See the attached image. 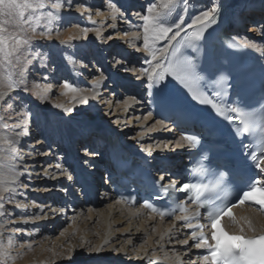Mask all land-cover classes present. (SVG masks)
<instances>
[{"label": "bare ground", "instance_id": "6f19581e", "mask_svg": "<svg viewBox=\"0 0 264 264\" xmlns=\"http://www.w3.org/2000/svg\"><path fill=\"white\" fill-rule=\"evenodd\" d=\"M152 1L64 0V9L56 13L58 18L51 25L52 39L42 38L44 42H37L50 47L60 44V47L69 49L73 54V57L61 59L62 67L51 62L53 57L46 59L50 62L48 65H51L49 78L59 75L72 81L69 83L78 89L83 83L87 88L75 94L76 99L73 100L74 94L65 95L66 90L60 84L58 92L61 98L54 104L45 103L24 89L29 87L32 79L29 75L25 76V83H22L24 88L20 85L19 89L9 94L16 97L19 104H23L24 96H28L31 106L44 121H41L43 127L35 121L26 122L14 117L0 123V178L6 180L0 187V240L9 254L7 264H149L155 261L179 264L177 257H180L182 264H192L193 261L195 264L205 263L198 259V249L192 247L190 230L184 226V221L176 218L168 221L141 206H127L117 201L107 181L106 137L100 126L117 133L136 153L150 155L148 160L152 165L158 162L159 157H167L176 164V160L188 149L187 142L181 141L178 131L170 123L155 118L149 112L146 100L142 98L150 80L141 69L149 67L151 55L143 49V20L139 17L147 14L145 9ZM217 1L176 0L172 20L183 16L184 29L195 15L215 7ZM224 1H229L235 7L231 32L253 45L252 48L264 58V0ZM155 2L158 3V0ZM74 4L76 7L73 8ZM109 5L118 10L115 20L111 18L113 8ZM88 16H91V20ZM83 27L92 29L87 38L79 32V28ZM116 27L123 32L121 36L107 38L106 35ZM58 28L67 29L57 36ZM73 32L77 36L75 40L61 43ZM133 35L139 38H133ZM121 38L126 42L119 41ZM97 43L99 46L95 47ZM90 44L94 45V52L85 63L99 59L104 71L107 70L99 76H91L86 72L98 71L96 66L89 68L86 65L82 68L83 65L76 66L72 62L84 56V46ZM167 45L168 41H159L156 47ZM121 54H126L127 59H118L120 57L117 56ZM105 56L109 66L103 61ZM43 65L37 66L42 69ZM85 69L86 73H82ZM46 77L42 76V79ZM33 81L32 84L35 83ZM109 90L112 96L124 95V101L112 102L111 96L107 99L106 93ZM114 91H118V94L114 95ZM81 96L87 100L86 103L80 102ZM57 104L63 107H56ZM3 107L0 104V109ZM64 108L71 110L66 112ZM157 121H163L167 130ZM17 123L21 125L20 128L14 127ZM25 131L27 134L16 137L17 132ZM39 132L43 133L44 139L31 144L36 148L40 144L49 146L52 143L55 146L44 152L43 156L54 161L47 163L42 170L39 168L41 163L36 161L39 158L35 156L36 150L31 152L33 149L23 146L29 145L28 137ZM12 137L17 141L14 152L6 143ZM149 146L151 154L145 150ZM25 159L30 162L29 169L22 163ZM160 177H163L162 173ZM23 181L28 189L25 193L23 186H19ZM33 184L38 185V188L34 189ZM88 194L93 195V199ZM15 197L19 200L16 203L10 202ZM25 198L34 200L26 204ZM8 204L13 205L10 213H7ZM21 204L25 207L21 208ZM5 215L12 216L3 221ZM243 216L251 219L256 228L255 233L264 231V215L259 211L249 207L237 209V217ZM14 228L20 230L13 232ZM233 230L237 231L235 227ZM57 232L59 236L55 237ZM255 233L247 231V234ZM186 238L189 239L188 245L179 242ZM9 239L13 241L11 247L7 245ZM68 243L78 253L81 248L83 250L76 256H69L71 251H67ZM67 256L63 261L59 259ZM0 264H5L3 258H0Z\"/></svg>", "mask_w": 264, "mask_h": 264}, {"label": "snow or ice", "instance_id": "6c2138e0", "mask_svg": "<svg viewBox=\"0 0 264 264\" xmlns=\"http://www.w3.org/2000/svg\"><path fill=\"white\" fill-rule=\"evenodd\" d=\"M65 7L64 0H0V104L11 108L15 102V97L9 94L20 88L22 83H25V75L28 71L26 66L32 65V60L28 59L31 55L32 39L34 36H41L47 39H52L53 29L52 22L58 17L56 13H60ZM113 8L112 19L115 20L118 15V10ZM176 7V0H158L147 8V14L141 15L139 18L143 20V49L151 55V60L148 61L149 67L141 69L148 80L153 82L163 81L166 76L172 75L177 80L188 87L193 98L197 99L201 104L211 105L216 112L224 116L226 119L235 122L239 121L242 126L237 129V134H249L255 137L259 151L250 153L255 169L259 170V174H264V103L258 107H253L252 110H245L240 106L222 107L216 103L213 98L207 96L203 91L193 87L199 78L195 75V64L183 56L182 49L195 48V41L200 40L204 32L212 24L216 23L218 9L211 7L207 10H202L198 15H195L191 22L187 24V31L182 28L184 17L177 16L173 21V10ZM51 9L54 11H47ZM88 11V9H85ZM91 20V16H88ZM42 21H46L45 31L38 32L37 29ZM94 23V22H93ZM79 27V26H77ZM115 27V25H113ZM92 29L88 27L79 28V32L84 38H87L88 33ZM184 32L183 43L177 41V37H181ZM57 36L61 33L57 32ZM97 35L99 32L97 31ZM77 38L73 32L61 43H68ZM133 38L138 39V36L133 35ZM159 41H168V45L163 48H157L156 44ZM172 42H176L173 44ZM178 45V46H177ZM236 47L237 44L231 45ZM239 46L249 48L253 45L247 41H240ZM171 49L170 58L167 53ZM37 55H39L37 53ZM163 58V62L161 59ZM155 62V63H153ZM17 68L19 71H17ZM8 71L5 73L4 70ZM99 84V81L96 82ZM63 88L66 90L65 95L74 94L72 99H76L75 94L81 92L69 82H64ZM38 97L40 93H36ZM47 93H44L46 97ZM219 95V93H217ZM81 103H86L87 100L81 96ZM63 107L62 105H55ZM71 109L64 108V111ZM229 113L236 114L235 116ZM3 118H0L2 120ZM162 128L167 130V126L163 121H157ZM15 128H20L19 123L14 125ZM7 128V124H5ZM27 134L25 132H17L16 137ZM181 141H186L190 147L195 148L200 144V139L195 135H184ZM16 138H8L6 143L11 150L15 151ZM179 145V142H178ZM151 154V146L145 149ZM201 174L206 173L207 169L203 166L195 169ZM161 180L164 178L161 177ZM6 183L4 178H0V187ZM177 192L187 194L192 192L190 200L195 201V211L189 214V209L186 202L177 203V207L172 211H164L155 207L149 202H145L144 207L150 209L153 213H158L161 218L172 216L176 211L180 215L176 216L177 220L185 221V227L192 229L190 238L193 241L192 247L204 250V254L198 257L205 264H264V231L259 235H247V231L256 232L251 219L247 216L237 217L233 209L238 206L245 205L246 202L259 206L261 211H264V180L260 178L254 179L247 190H241L239 193L233 192L225 184L224 174H220L218 178L209 184H190L184 183L177 188L175 182L166 186ZM236 199L232 203H227L232 200L233 196ZM124 203V201H121ZM2 207V205H0ZM21 208L25 207L20 205ZM202 210L206 215L207 226H210V231L205 232V224L200 223ZM228 218L231 224L237 231L230 232L224 226V220ZM195 220L196 223H192ZM20 229H12L13 232ZM107 243V241H105ZM183 245L189 244V239L179 241ZM8 247L13 245L12 239L7 241ZM7 248L4 247L3 241L0 240V258H3L5 264L8 259ZM179 264H182L180 257L176 258ZM195 264V261L192 262Z\"/></svg>", "mask_w": 264, "mask_h": 264}, {"label": "rangeland", "instance_id": "374dc122", "mask_svg": "<svg viewBox=\"0 0 264 264\" xmlns=\"http://www.w3.org/2000/svg\"><path fill=\"white\" fill-rule=\"evenodd\" d=\"M108 1V0H107ZM111 1V0H110ZM152 2H154V1H152ZM114 4V3H113ZM119 6V5H118ZM74 7H76V4H74L73 5V8ZM116 7H117V5H116ZM118 8V7H117ZM147 9H145V11H146ZM45 12H47V11H49V9H45L44 10ZM47 22L46 21H42L41 22V24H40V26L38 27V29H37V31L38 32H40V31H45L46 29H45V24H46ZM53 23V22H52ZM65 29H67V28H58V31L57 32H62L63 30H65ZM121 30H120V28H115V30L114 31H112V32H110V33H108V35H106V37L107 38H111V37H114V36H121V33H123V32H120ZM45 39L44 37H41V36H39V35H37V36H34L33 37V39H32V47H31V55H29L28 56V59H31L33 62H32V65H29V66H26L27 68H28V71H27V73H26V75L25 76H29V75H31V77H32V79H30V84H29V87H25L24 88V85L23 84H21V85H23L22 87L24 88V89H27L26 90V92L27 93H31V96H33V97H36V98H39V99H41V100H43V101H45V103H51V104H54V103H56V101H58L60 98H61V94L58 92V90H59V88H58V86H60V84H64V82H72V81H69V79H65V78H63V77H60L59 75H58V77H55V78H53V79H51V78H49L50 77V75H49V71H50V67H51V65H48L50 62H47L48 60H46V59H49V58H54L51 62H56V63H58V65L60 66V67H62V63H63V60H61V59H68V58H70V57H73L72 55V52H70V50L69 49H64V48H62V47H60L59 45L60 44H55V45H52L51 47L50 46H47V45H44V46H42V43H37V42H41V41H43V39ZM122 41V42H126L124 39H119V41ZM45 41V40H44ZM43 41V42H44ZM41 45V46H40ZM93 44H90V45H88V46H84V49L86 50V54L84 55V56H82V57H77V55H75L74 56V58H76L77 57V59L76 60H74V61H72V62H74V64L77 66V65H83L82 66V68H84L86 65H88L87 67H89V68H91V66L94 68L95 66L97 67V68H99V70L97 71V69H95L94 71H86V69L85 70H82V73H88V74H91V76H96V75H100L101 73H103V72H105V71H107L106 69H105V71H104V66H103V64H101L102 62L101 61H99V59H97V58H95V61L96 62H94V61H92V63L91 62H89L88 64H86L85 63V60H87L88 58L87 57H90V56H92L91 54L94 52L93 50H94V48H92L93 46H92ZM99 45H98V43L95 45V47H98ZM86 47V48H85ZM89 47V48H88ZM98 49V48H97ZM130 50V49H129ZM90 53H89V52ZM93 51V52H92ZM37 53L39 54V55H37ZM105 53V52H104ZM69 54V55H68ZM72 54V55H71ZM90 55V56H89ZM118 57H120V58H118ZM122 57V58H121ZM80 58V59H79ZM117 58L118 59H122V60H126L127 59V55L126 54H121V55H119V56H117ZM44 60H46V61H44ZM106 60H108L107 58H106V56H105V58L103 57V61H106ZM43 61H44V63H43ZM107 62V61H106ZM41 64H44L43 65V68L42 69H40V65ZM107 64H108V62H107ZM37 65H39V66H37ZM99 65V66H98ZM108 66H109V64H108ZM111 66V65H110ZM38 67V68H37ZM62 69V68H61ZM8 70L7 69H5L4 70V72L6 73ZM17 71H19V69L17 68ZM84 71H86V72H84ZM42 76H47L46 78H44V79H42ZM66 78H68V77H66ZM34 80V81H33ZM36 80H37V82H36ZM26 81H28V80H26ZM31 81H33V82H35L34 84H32L31 83ZM81 83H83V82H81ZM128 85H130V84H128ZM127 85V86H128ZM89 87V86H88ZM130 87V86H129ZM87 87L86 86H84V83H83V85L82 84H80V86H79V89L80 90H82V89H86ZM47 93V95H46V97L44 96V93ZM125 92V91H124ZM36 93H40L41 94V96L40 97H38L37 95H36ZM114 93V95H116V94H118V91H114L113 92ZM126 93V92H125ZM27 95V94H26ZM108 96L110 97L111 96V98H110V100L113 102V101H120V102H123L124 101V99H125V96L123 97L122 96V94H120V95H118V96H112V91H110L109 90V92H107L106 93V98L108 99ZM16 98V97H15ZM23 100V99H22ZM11 104H12V107L11 108H8V107H3V108H1L0 109V118H3L2 120H0V123H1V121H4V120H6V119H8V120H12V118L14 117V119H20V120H25L26 122H34L35 121V123L37 122V123H39V124H41V121H44V118L43 117H41V115L39 114V112L38 111H35V109H33V107L31 106V101L29 100V98H28V96H24V100H23V104H19V103H17L16 102V100H15V102L14 103H12V102H10ZM116 108H114L113 109V111L115 110ZM20 115H23V116H20ZM41 126H42V124H41ZM0 127H1V124H0ZM43 127V126H42ZM108 127V126H107ZM42 134L43 133H41V132H39V134H36V135H33L32 137H28L27 138V144L29 143V145H23L25 148H28V149H33V150H30L31 152L32 151H34V150H36L34 153L36 154L35 156H39V158H37V163H41V165L39 166V168L42 170V169H44L45 168V166H46V164L47 163H50V162H52V161H54V160H52V158L50 159V158H46L45 156H43V154H44V152L45 151H47V150H52L55 146L51 143V144H49V146H47V145H37L38 146V148H36V146H34L33 144H31V143H38V142H40L42 139H44V135L42 136ZM34 141V142H33ZM31 144V145H30ZM23 156H25V154L23 153ZM29 157L31 156V155H28ZM34 156V158H36ZM55 156H59V155H55ZM45 157V158H44ZM58 158V157H57ZM56 160V159H55ZM25 166H26V168H30L29 166H28V163H30L28 160H26L25 159V161H23L22 162ZM27 164V165H26ZM31 165V164H30ZM36 169V168H35ZM37 169H38V167H37ZM32 170V169H31ZM26 184L24 183V181L23 182H21V184H19V186L20 187H22L23 189V192L25 193V191H28V189L26 188V186H25ZM34 185V184H33ZM38 188V185H34V189H37ZM91 193V192H90ZM93 194V193H92ZM89 196H90V198L91 199H93V195H90V194H88ZM8 198H6L5 199V201L7 202L8 200H7ZM27 199V200H26ZM19 200V198L18 197H15V198H12L11 199V201L10 202H13V203H16L17 201ZM31 200V201H30ZM33 198H25V201L27 202L26 204H30L31 202H33ZM44 201H46L47 199H43ZM8 206V210H7V213L9 212L10 213V211H11V209H12V206L13 205H10V204H8L7 205ZM29 211H31V210H29ZM12 215H5L3 218H2V220L4 221V220H6L8 217H11ZM59 236V233L57 232L56 234H55V237H58ZM69 244V243H68ZM83 249L81 248L79 251V253H78V251H75L74 249L72 250V244L70 243L69 245H68V249H67V251H71L70 252V255L69 256H71V255H75L76 256V254L78 253V254H80L81 253V251H82ZM68 253V252H67ZM69 256H67V257H60L59 259L61 260V261H63V260H65V259H67Z\"/></svg>", "mask_w": 264, "mask_h": 264}, {"label": "water", "instance_id": "95a60500", "mask_svg": "<svg viewBox=\"0 0 264 264\" xmlns=\"http://www.w3.org/2000/svg\"><path fill=\"white\" fill-rule=\"evenodd\" d=\"M111 133H113L111 130H110Z\"/></svg>", "mask_w": 264, "mask_h": 264}]
</instances>
